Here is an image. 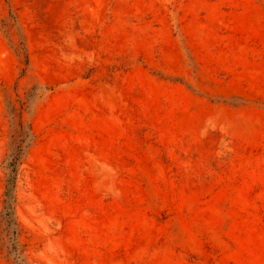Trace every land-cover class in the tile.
I'll list each match as a JSON object with an SVG mask.
<instances>
[{
	"label": "rangeland",
	"instance_id": "374dc122",
	"mask_svg": "<svg viewBox=\"0 0 264 264\" xmlns=\"http://www.w3.org/2000/svg\"><path fill=\"white\" fill-rule=\"evenodd\" d=\"M0 264H264V0H0Z\"/></svg>",
	"mask_w": 264,
	"mask_h": 264
},
{
	"label": "trees",
	"instance_id": "16d2710c",
	"mask_svg": "<svg viewBox=\"0 0 264 264\" xmlns=\"http://www.w3.org/2000/svg\"><path fill=\"white\" fill-rule=\"evenodd\" d=\"M31 139L30 129L27 128L26 132H20L16 144L13 145L10 154L6 160L5 169L7 170L6 185H5V199L3 218L5 222L10 225L14 223L13 220V203H14V188L16 182L17 168L24 157L25 148Z\"/></svg>",
	"mask_w": 264,
	"mask_h": 264
}]
</instances>
